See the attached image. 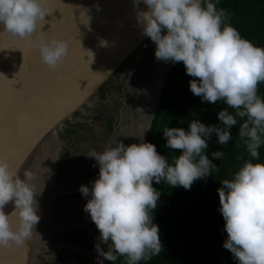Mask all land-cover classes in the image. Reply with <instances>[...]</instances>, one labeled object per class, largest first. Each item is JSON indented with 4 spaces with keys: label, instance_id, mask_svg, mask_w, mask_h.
<instances>
[{
    "label": "clouds",
    "instance_id": "1",
    "mask_svg": "<svg viewBox=\"0 0 264 264\" xmlns=\"http://www.w3.org/2000/svg\"><path fill=\"white\" fill-rule=\"evenodd\" d=\"M141 3L146 10L138 7ZM217 3L132 0L134 26L154 42L155 58L167 62L168 69L170 63L182 62L192 77L189 88L193 95L202 103L222 102L226 107L217 112L216 124L194 118L186 129L164 127L166 147L178 150L171 161L144 139L150 125L132 136L138 143L126 145L117 137L102 151L92 149L86 154L98 167L90 186H79L87 198L84 211L99 230L98 257L88 256L92 264H104V260L115 264L120 257L125 264H139L159 256L163 245L152 212L161 193L153 181L190 190L196 180L212 175L217 165L206 154L208 141L215 136L218 145H227L233 126H238L249 159L217 189L218 211L227 234L223 247L236 264H264V160L259 151L264 145V98L258 94V85L264 83V47L244 38ZM51 11L49 0H0V25L27 40L48 69L55 70L67 55L68 41L40 31L41 21ZM87 11L83 9L84 14ZM210 155L219 160L224 152L215 150ZM46 174L40 179L31 168L21 173L0 158V248L21 247L31 239L40 219L36 197L44 189ZM9 202L14 209L6 214L3 209ZM10 216L15 217V223ZM101 243L107 245V251Z\"/></svg>",
    "mask_w": 264,
    "mask_h": 264
},
{
    "label": "water",
    "instance_id": "2",
    "mask_svg": "<svg viewBox=\"0 0 264 264\" xmlns=\"http://www.w3.org/2000/svg\"><path fill=\"white\" fill-rule=\"evenodd\" d=\"M49 4L52 11L40 31L68 41L67 55L54 71L27 40L0 25V46H10L0 49V74L6 78L0 76V158L21 173L28 168L37 171L40 179L51 170L36 197L40 217L36 233L24 246L0 248V264L48 263L47 246L60 230L50 221L49 207L53 194L69 192L54 187L63 145L60 131L68 128L66 122L77 121V112L93 106L102 85L148 38L134 26L132 0H49ZM138 7L146 10L147 6ZM13 209L9 202L3 210L9 214ZM10 220L15 223L14 216ZM101 248L107 251L106 244L101 243ZM97 257L98 253L93 259Z\"/></svg>",
    "mask_w": 264,
    "mask_h": 264
},
{
    "label": "trees",
    "instance_id": "3",
    "mask_svg": "<svg viewBox=\"0 0 264 264\" xmlns=\"http://www.w3.org/2000/svg\"><path fill=\"white\" fill-rule=\"evenodd\" d=\"M217 8L225 11L228 22L244 38L264 47V0H218ZM190 79L192 77L186 74L182 62L170 63L153 110L151 128L144 138L153 143L157 152L165 155L169 161L178 150L166 147L162 136L164 127L186 129L194 118L205 124H216L219 123L217 112L226 107L222 102L202 103L201 98L190 91ZM258 94L264 98V83L258 85ZM66 131L73 133L75 129L69 127ZM230 131L232 139L227 145H218L215 136L208 141L206 154L217 169L207 178L196 180L190 190L153 181V187L161 193L152 216L160 231L163 250L159 256L140 261L139 264H236L231 252L223 247L227 234L223 217L218 211L217 189L221 187V181L231 179L249 156L238 136V126H233ZM215 150H223L224 156L219 160L212 158L210 153ZM259 151L260 159L264 160V145ZM84 259L90 261L86 257ZM107 264L111 262L107 260ZM115 264H125L124 258H118Z\"/></svg>",
    "mask_w": 264,
    "mask_h": 264
},
{
    "label": "rangeland",
    "instance_id": "4",
    "mask_svg": "<svg viewBox=\"0 0 264 264\" xmlns=\"http://www.w3.org/2000/svg\"><path fill=\"white\" fill-rule=\"evenodd\" d=\"M157 61L152 54L136 51L122 67L123 71L103 84L108 91L105 97L100 99L97 93L98 99L93 106H87L82 113L77 112L78 116L75 114V123L66 122L75 131L67 132L66 127L60 131L63 145L54 174V187L69 192L53 194L49 207L50 221L60 230L50 239L52 248L48 250L47 264H92L84 257L96 254L99 230L84 211L87 198L82 196L79 186H90L98 174V167L94 166V158L86 154L92 149L102 151L110 144L107 134L110 136L111 131H107L106 126L111 118L115 120L113 128L117 133L123 132L124 137H118L125 144H130L129 140L138 142L132 136L139 135L150 125L168 69L167 62L160 60L158 64ZM103 131L107 133L104 137Z\"/></svg>",
    "mask_w": 264,
    "mask_h": 264
},
{
    "label": "flooded vegetation",
    "instance_id": "5",
    "mask_svg": "<svg viewBox=\"0 0 264 264\" xmlns=\"http://www.w3.org/2000/svg\"><path fill=\"white\" fill-rule=\"evenodd\" d=\"M154 49H155V44H154V42H152L151 40H150V38H147L146 39V41L144 42V43H142L141 44V46L139 47V49L137 50V51H139V52H142V51H144L145 53H148V54H152L153 56H155L154 55ZM150 52H152V53H150ZM127 62V61H126ZM126 62H125V64H126ZM157 63L159 64L160 63V60L159 61H157ZM124 64V65H125ZM123 65V66H124ZM160 67V65L157 67V69ZM123 70H122V68L121 69H119V70H117L115 73H114V75L117 73V75H118V73L120 74L121 72H122ZM113 75V76H114ZM113 76H111L109 79H112L113 78ZM108 79V80H109ZM102 89H103V94L102 93H100L101 91H102ZM108 91H106V88L104 87V85H102V87L99 89V97H100V99H102L103 97H105V95H106V93H107ZM123 98H125V101H124V103L126 104V93H125V91H123ZM102 94V95H101ZM122 94V93H121ZM155 109V108H154ZM77 115V114H76ZM78 116V115H77ZM152 116H153V114H152ZM113 118H115V117H113ZM114 122H115V120L113 119L112 120V118L109 120V122L107 123V126L106 127H108V129H107V131H111L110 132V136L105 132V131H103V137L107 134V141L109 142V143H112V142H114V140L118 137V136H123V132H120V133H117V131L113 128V124H114ZM75 123V122H74ZM120 123V122H119ZM68 128H69V126H68ZM72 128V127H71ZM67 129V128H66ZM122 133V134H121ZM117 134V135H116ZM146 135V134H145ZM120 137H118V139H120ZM124 137V136H123ZM145 138V137H144ZM121 140V139H120ZM129 140V139H128ZM131 143H132V140H129ZM139 142V141H138ZM137 142V143H138ZM135 143V142H134ZM127 145V144H126Z\"/></svg>",
    "mask_w": 264,
    "mask_h": 264
},
{
    "label": "snow or ice",
    "instance_id": "6",
    "mask_svg": "<svg viewBox=\"0 0 264 264\" xmlns=\"http://www.w3.org/2000/svg\"><path fill=\"white\" fill-rule=\"evenodd\" d=\"M41 24L43 25L44 24V21H41ZM47 34H48V31H47ZM7 48H10V46L8 45L7 47H4V46H0V49H7ZM23 66V64L21 65V67ZM54 71V70H53ZM0 76H3L2 74H0ZM4 77V76H3ZM4 79H6L5 77H4ZM8 80V79H7ZM13 87H14V85H13ZM17 89V88H16Z\"/></svg>",
    "mask_w": 264,
    "mask_h": 264
},
{
    "label": "bare ground",
    "instance_id": "7",
    "mask_svg": "<svg viewBox=\"0 0 264 264\" xmlns=\"http://www.w3.org/2000/svg\"><path fill=\"white\" fill-rule=\"evenodd\" d=\"M47 248L50 250L52 248V243L48 244Z\"/></svg>",
    "mask_w": 264,
    "mask_h": 264
}]
</instances>
